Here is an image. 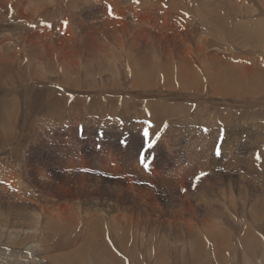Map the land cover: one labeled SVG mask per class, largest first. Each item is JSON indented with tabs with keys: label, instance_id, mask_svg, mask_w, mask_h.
I'll use <instances>...</instances> for the list:
<instances>
[{
	"label": "bare ground",
	"instance_id": "1",
	"mask_svg": "<svg viewBox=\"0 0 264 264\" xmlns=\"http://www.w3.org/2000/svg\"><path fill=\"white\" fill-rule=\"evenodd\" d=\"M23 2L0 0V81L8 80L10 83L16 81V84L10 86L11 88L3 91L0 98V167H2L0 174L2 173L3 176H0V179L19 187L23 194L10 191L20 200L17 201L14 196H5L0 192V206L4 204L14 211L7 218L0 216V264H201L202 258L209 255L216 264H229L231 257L234 260V263L231 260L233 264L245 263V259H250L253 264H259L262 259L261 252L264 250V167L260 165L264 163L261 157L249 161L246 158L250 153L252 156L256 154L254 148L258 149L257 155L264 156V143L249 147V144L244 142L241 148L246 151H239L235 146L236 131L226 124L236 123L239 119L243 121L247 118L251 120L255 118L256 122L257 117L264 118V57L263 54L258 55V51L255 52L256 55L254 52H246L245 45L242 46L245 50L241 51L242 49L236 50L232 45H214L206 39V36H201L200 39L198 37L199 40H196L194 35L198 34L199 28L194 21L199 14L202 20L196 21L213 28L214 31L222 30V34L228 31H234L236 34L241 32L243 36H249L247 50L262 52L264 51V18H262L264 0H29ZM21 3L24 6L18 18L24 17L17 18L16 23H9L8 16L12 19L15 14L11 8L19 4L21 6ZM175 3L177 5H174ZM216 6H220L221 9H216ZM116 9L119 15H124L122 20L125 25L115 24L119 21L115 18ZM170 9L175 12L168 11ZM240 16L244 18L241 19ZM83 34L93 39L103 38L113 42L108 41L109 45H101L104 49L94 44L75 49L73 45L81 46L84 43V38L81 36ZM121 34H132L135 36L133 37L135 41L129 42L130 45H114ZM70 35L73 36L66 43L67 45H63L65 41L63 39ZM238 38L240 39V36L235 40ZM218 40L222 41V39ZM243 42L240 44H244ZM109 52L111 53L108 54ZM99 55L108 56L111 63L117 56L121 58L124 56L118 60L120 62L117 69L124 71L126 66L124 63L127 65L130 63L134 66L133 71L130 66L128 68V72L132 75L128 77L119 73L120 75L111 81L109 87L99 89L98 80L86 78V76L94 79L102 77L101 75L97 77V72L93 74L90 70L91 64L96 63L98 66L101 63L98 59ZM81 62H87L90 67L81 71L79 69ZM36 65H42L44 72L59 78V83L53 82L50 78L45 86L43 83L45 80L41 82L42 78L37 79L41 72L37 75L35 72L37 70H34ZM101 66L97 67L100 71L103 68ZM118 71L116 70L115 73ZM79 77H82L85 85L78 82ZM88 83L91 84L86 85ZM102 93L107 95L103 96ZM123 93L128 94L129 99L127 97L121 100L123 95L126 96ZM84 94H89V100H83ZM24 102L30 106V110L23 105ZM255 107L260 108L256 111ZM191 108L194 110L193 114L186 117V112ZM235 110H243L241 117L236 116ZM128 111H135L140 118H152L156 124L168 127L153 148L155 150L158 145H163L159 155L156 159L152 156L148 159V163L153 168L152 174L149 176L139 174L141 171L135 167L134 161L142 163L134 156L125 157L127 152H124L123 156L129 161L130 168L121 167L122 161L117 159V151L125 148L123 146L122 149L115 148V153L110 154L108 151L106 155L90 152L91 160L90 158L85 160L83 164L85 167L82 168L90 170L92 166L101 167L100 169H104L101 170L103 174L118 177L116 178L118 181L127 179V176L121 177L124 173L136 172L140 177L152 179L156 185L164 186L171 183L168 178L178 179L182 173V161L174 156V149L180 146L179 140L183 137L200 138L199 146L203 148L205 156L199 159H205L206 163H209L208 166L219 164L225 165L224 168L234 166L233 162L238 157L242 162L244 159L248 162L246 168L250 167L252 174L248 176V172H245L250 177L249 181L236 182L238 187H242L237 197L246 189V184L248 185L249 182L250 186L257 187L255 186L250 194L247 192L244 201L237 202L238 206L236 203L235 206H231L230 209L233 210L234 220H238L237 223L236 221L230 223L233 219L219 212L229 207L227 204V207H223L224 193L216 192V195L213 192L208 193L202 190L201 185L199 199L197 198L199 210L192 204H179L175 207L169 199L164 206H160L158 200L161 195L157 196L148 187L133 185L137 178L135 176L127 185L115 182L110 183L111 186H102L105 187L104 194H100L106 196L108 201L105 207H100L96 202L95 209L89 210L87 206L86 209L79 211V199L84 197L81 191L86 188H83L81 181H68V183L65 181L62 182L64 184L53 185L54 187L45 183L48 179L47 173L54 168L52 169V160L49 161L48 157H44L36 149L38 145L44 143L45 146L52 147L53 152L57 151L60 155H65L69 147L79 151L73 142L74 136L90 139L94 132L102 129L121 133L129 131L143 133L138 129H142L144 125L130 120ZM88 115H95L97 121H105V123L101 124L102 126L98 125L100 128L97 129L94 119ZM102 115H119V117L109 118L110 120L107 121ZM120 120L121 122H118ZM184 126H199L207 129L209 135L217 139L215 142L219 144L221 154L217 156L214 153L217 148L208 147L209 138L200 136L202 129L195 135L190 127L181 129ZM158 128V125L148 127L149 139L158 140L154 134ZM241 129L244 131V128ZM251 129L254 132L257 129L264 130V122L253 123ZM66 133L72 136L73 141L68 139ZM150 152L153 154L152 149ZM163 157L166 158V162ZM110 162L115 165L114 169L110 167ZM132 163L136 169L131 167ZM1 164H4V167ZM195 166L200 169L205 167V165ZM224 172L226 174V171ZM189 173L188 176L191 174ZM109 176H105L107 177L105 180L109 181ZM209 180L208 182L205 180L206 183H209ZM227 180L228 187L233 185L230 179ZM180 181L182 184V180ZM216 181L219 180L215 178ZM202 185L205 186L203 183ZM61 186L74 188L75 194L81 190L79 195L82 198L79 196V199L74 200V205L67 204L69 202L67 200L65 203L60 201L63 191L60 192L58 188ZM53 188L57 189L60 199L48 201L45 196L49 193L47 192V195L44 193L49 190L51 192ZM34 189L41 192V197L33 196ZM54 192L55 190L52 194ZM187 193L184 196H187ZM21 196H24L22 200ZM42 196L50 206L41 208L39 198L41 199ZM54 209L60 212H54ZM0 213H2L1 209ZM137 216L143 217L142 220L147 222L146 225L143 223V227L152 228L147 234L150 238L147 236V239L142 240L145 243L143 246L134 241V235L131 233L132 219ZM156 223H159V226H155ZM74 226L77 227L73 228ZM160 226L161 235L158 232ZM197 227L203 231V237L200 236L201 234H198L199 236L196 234ZM182 231H185L186 236L181 235ZM67 233H71L68 240ZM107 238L116 240L119 252L109 245V240L107 243ZM166 238L169 240H165ZM129 239L131 246L127 247L126 242ZM50 241L53 243L42 247V244ZM136 245L138 250L135 249ZM177 252L181 253L178 257ZM210 259L203 260L204 264H213ZM262 261L264 263V259Z\"/></svg>",
	"mask_w": 264,
	"mask_h": 264
},
{
	"label": "rangeland",
	"instance_id": "2",
	"mask_svg": "<svg viewBox=\"0 0 264 264\" xmlns=\"http://www.w3.org/2000/svg\"><path fill=\"white\" fill-rule=\"evenodd\" d=\"M21 2H27V1H29V0H20ZM23 2V3H24ZM23 3H21V6H20V4L19 5H15L14 6V8L12 7H10L13 11H15L14 13V17H12V19H10V17L8 16V18H7V20H8V22L10 23V22H12V23H16V21H17V18H18V14H22V8H23V6H24V4ZM31 5V4H30ZM29 5V6H30ZM174 5H177L176 3L174 4ZM18 6V7H17ZM170 6V5H169ZM18 8V9H17ZM216 9H221V7L220 6H216ZM18 11H20V13L18 12ZM168 11H170V12H175L174 10H172V9H170V10H168ZM86 12V11H85ZM256 14V13H255ZM254 14V15H255ZM125 16H127V15H125ZM2 17V16H1ZM22 17H24V16H21V17H19L18 19H21ZM124 17V15H119L118 14V11H117V9L115 10V18H117V19H119V21H117V22H115V24H122V25H125L126 23H124L123 22V20H122V18ZM128 18H131V17H129V16H127ZM201 16L198 14L197 15V21H199V22H201V18H200ZM3 18V17H2ZM14 18V19H13ZM135 18H137V17H135ZM134 18V19H135ZM240 18L242 19V18H244V16L243 17H241L240 16ZM262 18H264V17H262ZM200 19V20H199ZM194 21V24H195V22L197 23V24H195V25H197V28H199V30H197L198 31V34H195L194 36H196V40H199L200 39V37L202 36V37H204V36H206V39L208 40V41H210L211 43H214V45H232L233 47H235L236 48V50H241L242 49V46H244L245 45V49H244V47H243V49L241 50V51H246V52H249V53H253L254 52V54L256 55V53L255 52H257L258 51V55L259 54H261V56H262V54H263V57H264V51H259V50H254V49H248L247 50V48H249V47H247V43H248V41H249V39H248V37L249 36H247V35H244V36H246V37H244L242 34H241V32H240V34H239V32H237L238 34H236V32H234V31H228V32H223V34H222V30H212L213 28H209L208 26H206L205 24H199L197 21ZM106 29H111V27L109 28V27H105ZM201 31H203L202 32V34H201ZM67 31H65V33H66ZM219 33V35H217L218 33ZM225 33V34H224ZM232 34V35H231ZM92 35V34H91ZM215 35V36H214ZM237 35V36H236ZM73 35H70L69 37H66L65 39H63V45H67L66 43H68L69 42V40L71 39V37H72ZM83 38H84V43L83 44H81V46H83V47H81L80 45V48H79V46H77V45H73L74 47H76L75 49H81V48H85V47H88V45H90V44H94V45H109L108 44V41H110V42H113V40H105V39H103V38H92V37H90V36H88V35H81ZM193 36V37H194ZM217 36V37H216ZM224 36V37H223ZM240 36V39L238 38V39H236L235 40V38L236 37H239ZM241 36H242V38H241ZM81 37V38H82ZM133 37H135L134 35H132V34H121L118 38H117V42L116 43H114V45H130L129 44V42H134L135 40L133 39ZM199 37V39H197ZM214 37V38H213ZM221 37V38H220ZM230 38V40H229V38ZM217 38V39H216ZM193 39H195V38H193ZM213 39V40H212ZM215 39H216V41H215ZM218 39H222V41L220 42ZM226 39V40H225ZM195 40V41H196ZM217 40H218V42L219 43H217ZM240 40H242V41H240ZM231 41V42H230ZM234 41V42H233ZM240 41V42H239ZM243 41H245V42H243ZM80 42H82V40H80ZM150 42H152V41H150ZM150 42H148V43H150ZM223 42V43H222ZM225 42V43H224ZM236 42V43H235ZM238 42V43H237ZM241 42H243L244 44H240ZM236 44V45H235ZM247 44V45H246ZM151 45H153V44H151ZM161 45V44H160ZM162 45H164V44H162ZM101 47H103V46H101ZM234 48V49H235ZM103 49H104V47H103ZM261 52V53H260ZM111 52H109L108 54H110ZM118 57V58H117ZM115 59H114V62L113 63H111L110 62V60L108 59V56H106V57H103V56H101V55H99L98 56V59L100 60V62L102 63H100L98 66H101V67H103L102 68V70L100 71V70H98L97 69V65H96V63H93V64H91L90 66H89V64H87V62L86 63H82L81 62V64L82 65H80L79 66V69L82 71L83 69H85L86 67H90V70H91V72L93 73V74H95L96 72V75H97V77H98V75H101L102 77L101 78H99V79H94L93 77H91V76H86V78L87 79H92V80H98V88L99 89H101V87H109L110 85H111V81L112 80H115L117 77H118V75H120V74H125L126 76H128V77H130L131 75H130V72H128V68H129V66L132 68V71H133V69H134V66H131L130 65V63H128V65H127V63H124L126 66H125V70L123 71V69L122 70H120L119 68L117 69V67H118V62H120V61H118V60H121L124 56H122V58L121 57H119V56H117ZM103 58V59H102ZM120 58V59H119ZM106 59V60H105ZM105 60V61H104ZM116 60V61H115ZM109 63V64H108ZM86 64V65H85ZM115 65V67H113L114 65ZM39 66V67H38ZM97 66V67H96ZM35 68H34V70H37V71H35L36 73H37V75H39L40 74V72H41V74H40V76L37 78V79H40L41 80V78H42V80H41V82H43L44 80H45V82H43L44 84H45V86H47V81H49L50 80V78L52 79V81L54 82L55 81V83L57 82V83H59V78H57L56 76H53V75H51L50 73H48V72H44L45 71V69L42 67V65H36V66H34ZM93 67V68H92ZM106 67V68H105ZM110 67V68H109ZM93 70H92V69ZM108 68V69H107ZM111 69V70H110ZM44 70V71H43ZM116 70H119L117 73H115L116 72ZM127 70V71H126ZM105 71V72H104ZM99 72V73H98ZM126 72V73H125ZM39 73V74H38ZM120 73V74H119ZM116 74V75H115ZM130 75V76H129ZM47 76V77H46ZM46 78V79H45ZM105 79V80H104ZM24 81H26V79H23ZM7 82V83H6ZM78 82L80 83V84H82V85H85L84 83H83V81H82V77H79V79H78ZM101 83H103V84H101ZM12 84H16V81L14 80V81H12L11 83L8 81V80H3V81H0V98H1V95L6 91V90H8V88H11L10 86H12ZM89 84H91V83H88V84H86V85H89ZM5 85V86H4ZM23 85V84H22ZM85 88H87V86H85ZM132 89H138V88H132ZM39 90H43V89H39ZM4 91V92H3ZM123 94H125L126 96H122V99L121 100H124V99H126L127 97H128V94H126V93H123ZM85 95H86V97H85ZM102 95L103 96H105V95H107V94H104V93H102ZM88 96V97H87ZM89 100V94H84V98H83V100ZM128 99H129V97H128ZM1 101V100H0ZM25 107H27V109H31L30 108V106L27 104V103H25L24 102V104H23ZM33 107H34V104H33ZM257 107H255L254 108V110H258L260 107H258L257 109H256ZM192 109V110H191ZM190 110H189V112H186V117H189V115H191V114H193V108H191ZM190 111H192V112H190ZM130 111H128L127 112V115H130L131 117H129V119L130 120H132V121H134V122H138V123H142L144 126H143V128L142 129H138L139 131H141V132H143L144 131V129H147L148 130V127L149 126H151V125H158V129H156L155 131H154V134H155V136H157V134L159 135V139L157 140V141H155V143H154V145H153V147H151V148H149L148 147V140H151V139H149V136L148 137H144V135H143V133H138V132H134V131H129V132H126V133H121V132H114V131H108V130H106V129H102V130H100L99 132H94L93 133V135H92V137L90 138V139H88V138H84V137H78V136H74V141H73V139H72V136L69 134V133H66V136L68 137V139H70V140H72L74 143H75V146L76 147H78L79 148V151H75L73 148H71V147H69L68 148V150H67V152H66V154L65 155H60L57 151H55V152H53L52 150H53V148L52 147H50L49 148V145H47V146H45V144L44 143H42V144H40V145H38L37 147H36V149L40 152V153H42V155L44 156V157H48V159H49V161H51V165H52V169L53 170H50L48 173H47V177H48V179H46L45 180V183L46 184H50L51 186H53V185H55V184H61L62 182H65V181H67V182H65V183H68V181H76V182H78V181H81L82 183H83V188H85L84 189V191H81V190H79V193H81L82 192V195H84V197L82 198L80 195H79V193H78V191L76 192V194L73 192V189L74 188H71V187H67V186H61V187H59L58 188V190L60 191V192H62L63 191V194H62V196H61V199L58 197V193L56 192V190L57 189H52V191L53 190H55V192L52 194V191L51 192H49V191H46L44 194L45 195H47L48 193V196H45L46 198H47V200L48 201H50V200H56L57 198H59L60 199V201L62 200V201H64V203H65V201L67 200V201H69V202H67V204H69V205H74V200H77V199H79V196H80V198H82V199H79L78 201H79V206H78V208H79V211H81V210H83V209H86L85 207H87L88 206V208L87 209H89V210H93V209H95V206H96V202L98 203V205L100 206V207H105L106 206V204L108 203V201H107V199H106V196H102L103 194H104V189H105V187L106 186H111V185H109L110 183H115V182H120V183H122V184H124V185H127L128 184V182H131L132 181V179L136 176L137 178H136V181H134V183H133V185H136V186H144V187H148L149 189H151V190H153L154 191V193L157 195V196H160L161 195V198L158 200V203H159V205L160 206H164L165 205V203H167L166 202V200L168 201V199H169V201H170V203L171 204H174V206L175 207H177L179 204H192V206L194 207V208H196V209H200V207H199V205H198V197H199V194H200V185H201V188H202V190H204V191H207L208 193L209 192H213L215 195L217 194V193H220L221 194V192H223L224 194L222 195V197H224V200H225V204H224V206H223V204L221 205L220 204V206H223V207H227V205L229 206V207H227L228 209H230V208H232L231 206H235V203H236V205L238 206L239 205V203H241V202H243L244 200H243V198H244V195L248 192V194H250V192L251 191H253L254 189V187L256 186L254 183H256V182H254L253 184L255 185L254 187H252V186H250L249 185V183H248V185L246 184V189H244L242 192H241V196L239 195L238 197H237V193H238V191H239V189H241L242 187H238L237 185H236V182H243V181H247L250 177H248L249 176V174L251 175L252 173H251V170H250V167H247L246 168V165L248 166V162L247 161H249L250 159H257V153H258V149L257 148H254L255 149V153H253V155L254 156H252V154L250 153V155L249 156H247L248 158H246L247 159V161H246V159H244L243 160V162H242V159L240 158V157H238L234 162H233V164H235L234 166H227V168H224L225 167V165H223V164H219V165H215V166H208V162L206 163V160L204 159H199L200 157H202V156H205L204 154V150H203V148L201 147V146H199L200 144V138H196V137H183L181 140H179V142L178 143H180V146H178V147H176L175 149H174V156L175 157H178L179 158V160H180V162H181V166L183 167V169H182V173L179 175V177H178V179H179V181H178V179H176V178H174V177H170V178H168L169 180H171V183H167L169 186H167V184H163L164 186H161L160 184H158V185H156V183L155 182H153L152 181V179H145V178H142V177H140L136 172H134V174L133 173H124V175H121V177L122 178H125L126 176H127V179L126 180H123V181H118V179H116V178H118V177H116V178H114V176L113 175H107V174H103L102 172H101V170H104V169H100L101 167H95V166H92V168H90V170H89V168H82V166H83V164H84V162H85V160H88L89 158V160H91V155L89 154L90 152H96L97 153V155H98V153H99V155H106V153L109 151L110 152V154L111 153H115L116 152V150H115V148H121L122 149V146L123 147H125V148H123L122 150H120V151H117V155H118V157H117V159H119V160H121L122 161V165H121V167H124V168H130V166H129V161H127L125 158H124V156H123V154H124V152H127L126 154H125V157H128V156H134L139 162H140V155L141 154H143L146 158H147V163H148V159L152 156V157H154L155 159H156V156L157 155H159V152H160V150L162 149V147H163V145L162 144H160V145H158L159 147H156V149L154 150L153 148L155 147V145H156V143L158 144V142H159V140H160V136L164 133V131H165V129L166 128H168V127H165V126H161V125H159V124H156V122L152 119V118H140V117H138V115H137V113L135 112V111H132V112H130ZM135 112V113H134ZM234 112H236L237 114H236V116L237 117H241V115L240 114H243V110H235ZM188 113V114H187ZM134 114V115H133ZM83 116H85V115H82V117ZM88 116H90L91 118H93L94 119V121H95V124H96V126H97V129H99L100 127L99 126H102L101 124H104L105 123V121L104 122H100V121H97L98 119L96 118V116L95 115H88ZM105 119H107V121H109L111 118H118L119 117V115H108V116H104V115H102ZM110 118V119H109ZM247 118V117H246ZM258 118V119H257ZM256 119V122L254 121L255 120V118L253 119V120H251V119H245L246 120V122H245V120H243L242 121V119H239V121L238 122H240V123H238V122H236V123H229V124H226V126L228 127H230L231 129H235V131H236V138H235V146H237L238 148H239V151L241 150V151H246L244 148H241V145L244 143V142H247L249 145V147L250 146H252L253 145V147H254V145H256V144H258V145H260L261 143L263 144L264 143V130L263 129H257V130H255V132L253 131V129H251V125L253 124V123H255V124H259V123H263L264 122V118L263 117H257ZM97 119V120H96ZM247 120H250V121H247ZM106 121V122H107ZM242 121V122H241ZM259 121H261V122H259ZM118 122H121V120L120 121H118ZM179 123H181V122H179ZM252 123V124H251ZM249 124H251L250 125V128H249ZM99 125V126H98ZM234 125H236V126H234ZM240 125V126H239ZM241 126H243V127H241ZM246 126H248V127H246ZM146 127V128H145ZM181 127V126H180ZM185 127H190V129H192L193 131H194V134L195 135H197V133L200 131V129H202L201 130V133H200V136L202 137H208L209 139H208V142H207V144H208V147L210 148L211 146H213V147H215V148H217V147H219L218 145L219 144H217L215 141L217 140L216 138H215V136H210L209 135V133H208V131H205V128L203 129V128H200L199 126H184V127H182L181 129H184ZM233 127H235V128H233ZM238 127V128H237ZM240 128V129H239ZM241 128H244V131H243V129H241ZM246 129V130H245ZM247 129H249V130H247ZM205 132V133H204ZM243 132V133H242ZM262 132V133H261ZM248 133H249V135H248ZM251 133V134H250ZM255 133V134H254ZM119 134V135H118ZM257 135V136H256ZM250 136V137H249ZM251 136H252V138H251ZM107 137V138H106ZM130 138V139H129ZM254 138V139H253ZM256 138V139H255ZM262 140H260V139ZM252 139V140H251ZM87 140H89V142H87ZM247 140V141H246ZM254 140V141H253ZM153 141V140H152ZM124 142H126V143H124ZM194 142H195V144H194ZM257 142V143H256ZM54 143V142H53ZM129 143V144H128ZM197 143V144H196ZM144 145V146H143ZM195 145V146H194ZM198 145V146H197ZM81 147V148H80ZM195 147V148H194ZM198 147H201V148H198ZM108 150H107V149ZM152 149V151H153V154H151V152H150V150ZM193 149H195V151L193 150ZM198 149V150H197ZM133 152H132V151ZM178 150V151H177ZM185 150H187V152L185 151ZM191 150V151H190ZM215 150V149H214ZM48 151V152H47ZM177 151V152H176ZM216 151V150H215ZM214 151V153L216 154V152ZM53 152V153H52ZM100 152H101V154H100ZM183 152V153H182ZM197 152V153H196ZM87 153V154H86ZM132 153V154H131ZM190 153V154H189ZM192 153V154H191ZM181 154H182V156H181ZM185 154V155H184ZM177 155V156H176ZM187 155V156H186ZM198 155V156H197ZM239 155H240V153H239ZM242 155H244V154H242ZM184 156L186 157V158H184ZM197 156V157H196ZM250 156H251V158H250ZM256 156V157H255ZM73 157V158H72ZM165 157L168 159V156H167V154H165ZM165 157H163V160L166 162V158ZM188 157V158H187ZM190 157V158H189ZM261 158H262V161H263V163H264V156H260ZM195 158V159H194ZM239 159H241V161L239 160ZM68 160H70V161H68ZM199 160V161H198ZM204 162H202V161ZM222 160H224L223 158H222ZM194 161V162H193ZM196 161V162H195ZM201 161V162H200ZM225 161V160H224ZM237 161V162H236ZM261 161V160H260ZM102 162V161H101ZM192 164H191V163ZM200 162V163H199ZM239 162H241V163H239ZM82 163V164H81ZM186 163H189V164H186ZM194 163H195V165H199L200 167L202 166V165H205V167H203V169H202V167H201V169L200 168H196V166L194 165ZM198 163V164H197ZM202 163V164H201ZM239 163V164H238ZM242 163L244 164V165H242ZM81 164V165H80ZM134 164H135V167L136 168H138L141 172L139 173V174H146V176H149V175H151L152 174V171H153V168L150 166V164L148 163V165H149V167L146 169L145 167H144V165L143 164H140V163H138V162H135L134 161ZM184 164V165H183ZM190 164H191V166H190ZM201 164V165H200ZM207 164V165H206ZM110 165H112V163L110 164ZM152 165H154L155 166V164H152ZM230 165V164H229ZM240 165H241V167H240ZM260 165L262 166V167H264V164H262V163H260ZM1 166H3L4 167V164H1ZM73 168H72V167ZM75 166V167H74ZM79 166V167H78ZM189 166V167H188ZM192 166H193V168H192ZM194 166H195V168H194ZM217 166V167H216ZM238 166V167H237ZM245 167V170H244V167ZM83 167H85V166H83ZM95 167V168H94ZM185 167H187V168H185ZM230 167V168H229ZM0 168H2V167H0ZM207 168V169H206ZM212 168L214 169V170H212ZM233 168V169H232ZM237 168V169H236ZM239 168H243L242 170L241 169H239ZM249 168V169H248ZM74 169V170H73ZM190 169V170H189ZM193 171H192V170ZM195 169V170H194ZM202 171V172H205V173H207V175L206 176H204V178H205V180L208 182V180H209V183H213V184H209V183H206V181L204 180V178L203 177H201L199 180H197V177L198 176H200V174L199 173H201L200 172V170ZM206 169V170H205ZM225 169V170H224ZM228 169V170H227ZM2 169H0V171H1ZM55 170V171H54ZM61 170V171H60ZM74 171V172H72V171ZM184 170V171H183ZM185 170H186V172H185ZM189 170V172L191 173V174H193V175H191L189 172H187ZM231 170V171H230ZM67 171V172H66ZM90 171V172H89ZM193 173H192V172ZM199 171V172H198ZM224 171H226V174H225V172ZM239 171H241V172H239ZM250 171V172H249ZM64 172V173H63ZM71 172V173H70ZM183 172H185V173H183ZM198 172V173H197ZM245 172H248L247 173V175H246V173ZM68 173V174H67ZM187 173V174H186ZM188 173L190 174L189 176H188ZM216 173H217V175L220 177H218L217 175H216ZM223 173V174H222ZM243 173H244V175H243ZM126 174V175H125ZM195 174V175H194ZM216 176H215V175ZM225 174V175H224ZM228 174H229V176H228ZM232 174V175H231ZM234 174V175H233ZM236 174V175H235ZM240 175V177L238 176V175ZM2 175V173L0 174V176ZM70 175V176H69ZM74 175V176H73ZM224 175V176H223ZM105 176H109V181L108 180H105L107 177H105ZM207 176H212V177H214V178H210V177H208L207 178ZM231 176V177H230ZM241 176H242V178H241ZM1 177H3V176H1ZM113 177V178H112ZM188 177V178H187ZM192 177V178H191ZM225 179H224V178ZM235 177V178H234ZM244 177H245V179H244ZM66 178V179H65ZM70 178V179H69ZM75 178V179H74ZM215 178L217 179V180H219V181H216L215 182ZM227 178L228 179H230V182H233V185H230L229 187H228V180H227ZM241 178V180H239ZM85 179H88V180H85ZM167 179V180H168ZM189 179L190 180H192V181H189ZM208 179V180H207ZM214 181H213V180ZM222 179V180H221ZM235 181H234V180ZM50 182H49V181ZM180 180H182V184H181V181ZM188 182V183H186V181ZM225 182H224V181ZM97 181V182H96ZM112 181V182H111ZM173 181V182H172ZM175 181V182H174ZM221 181V183H217V182H220ZM223 181V182H222ZM249 181V180H248ZM250 181H251V179H250ZM109 182V183H108ZM177 182H179V183H177ZM183 182H185V183H183ZM87 183V184H86ZM154 185H153V184ZM174 183V184H173ZM202 183L203 184H205V186H207L206 188H205V186L204 185H202ZM222 183H224V184H222ZM62 184H64V183H62ZM172 185V187H170L171 185ZM178 184V185H177ZM181 186H180V185ZM185 186H184V185ZM187 184H189V185H187ZM207 184V185H206ZM222 184V185H221ZM227 184V185H226ZM9 185V186H8ZM86 185V186H85ZM88 185V186H87ZM91 185V186H90ZM175 185V186H174ZM183 185V186H182ZM186 185H187V187H186ZM191 185V186H190ZM213 185V186H212ZM102 186H105V187H102ZM189 186V187H188ZM211 186V187H210ZM54 187V186H53ZM157 187V188H156ZM170 187V188H169ZM223 189V191L220 189ZM228 187V189H225V188H227ZM230 187H232L231 189H230ZM249 187V188H248ZM251 187V188H250ZM257 187V186H256ZM18 188V189H17ZM93 188V189H92ZM212 189V191H211V189ZM91 189H92V191H91ZM199 189V191H197ZM220 189V190H219ZM230 189V190H229ZM250 189H252V190H250ZM21 189L19 188V187H16L14 184H12L11 182H9V181H6V180H4V179H0V192H2V194L3 195H5V196H14L12 193L13 192H17V193H19V195H23L21 192H22V190L20 191ZM103 190V191H102ZM231 190H232V193H233V195H232V193H231ZM234 190V191H233ZM12 193H11V192ZM81 191V192H80ZM170 191V192H169ZM191 191V192H190ZM218 191H220V192H218ZM225 191V192H224ZM228 191V192H227ZM237 191V192H236ZM48 192V193H47ZM103 192V193H102ZM174 192V193H173ZM188 192V193H187ZM197 192V193H196ZM217 192V193H216ZM39 193V194H38ZM102 195H101V194ZM186 193H187V196H184V194L186 195ZM191 193V194H190ZM33 196H35V197H41L40 196V194H41V192H38V190L36 191V189H34L33 190ZM38 194V195H37ZM56 194V195H55ZM73 194H75V195H73ZM163 194V195H162ZM189 194H190V196H189ZM195 194H196V196H197V194H198V196L196 197L195 196ZM229 195H230V197H229ZM232 195V196H231ZM235 195V196H234ZM77 196V197H76ZM89 196V197H88ZM176 196V197H175ZM15 197V200H17V201H20L18 198L16 199V196H14ZM13 197V198H14ZM20 197V196H19ZM45 197H43L42 196V200L39 198V202H40V204H41V208L42 207H45V206H50V203L49 202H46L45 201ZM56 197V198H55ZM76 197V198H75ZM86 197V198H85ZM87 197H88V199H87ZM94 197V198H93ZM189 197V198H188ZM235 197V198H234ZM24 198V196L22 197L21 196V200ZM162 198H164V199H162ZM198 198V199H197ZM231 198H233V199H231ZM94 199V200H93ZM239 201H238V200ZM241 199V200H240ZM83 200H84V202H83ZM86 200V201H85ZM101 200H104V201H101ZM237 200V201H236ZM243 200V201H242ZM89 201V202H88ZM179 201V202H178ZM235 201V202H234ZM241 201V202H240ZM228 202H229V204H228ZM234 202V203H233ZM237 202H239L238 204H237ZM72 203V204H71ZM84 203H86L85 205H84ZM100 203V204H99ZM103 205H102V204ZM106 203V204H105ZM111 203L112 202H110L109 204L111 205ZM233 203V204H232ZM54 204H56V202L54 203ZM89 204V205H88ZM196 204V205H195ZM227 204V205H226ZM231 204V205H230ZM4 204H2L1 206H0V209L2 210V213H0V216H2L3 218H7L8 217V215L9 214H13L14 213V211H12L8 206H6V205H4ZM92 206V207H89V206ZM95 205V206H94ZM97 205V206H98ZM196 206V207H195ZM219 206V208H221V209H223V207H220ZM215 207H217L218 208V206H215ZM91 208V209H90ZM93 208V209H92ZM172 208V207H171ZM227 208H224L223 210H221V209H219V210H221V211H223V212H221V211H219L221 214H224L227 218H232L233 219V222H230V223H234L235 221V223H237L238 222V220H234V215H233V210L232 209H230V210H228ZM198 209V210H199ZM55 210V211H54ZM53 211L54 212H56V211H58V212H60V210H56V209H54ZM228 210V211H227ZM232 210V211H231ZM229 211H231V212H229ZM36 212H38V210L36 211ZM228 212V213H227ZM200 217V215L198 216V218ZM142 218L143 217H141V216H137V217H133V219H132V223H133V225H131V227H132V229H131V233L134 235V241L136 242V243H141L142 244V246H143V244H145V243H143V241L142 240H144V239H147V236H148V238H150V236L149 235H147L148 234V231H152V228H150L149 226H145V227H143V223L146 225V221L145 220H142ZM162 219L160 218V221H161ZM181 221V220H180ZM179 221L177 220V223H178ZM4 225L6 224V223H3ZM155 226H159V223H156V225ZM77 226H74L73 228H76ZM197 230H199L198 232H197ZM197 230H196V234L198 235V234H201L200 236L201 237H203V231L201 230V229H199V227H197ZM201 230V231H200ZM52 232V231H51ZM158 232L160 233V235H161V226L160 227H158ZM201 232V233H200ZM46 233L47 234H50L49 233V231H46ZM54 234V233H53ZM258 234V233H257ZM181 235L182 236H186V234H185V231H182V233H181ZM3 236H4V234L3 235H1V237L3 238ZM66 236H68V237H66V239L68 240V238L69 237H71V233H67V235ZM199 236V235H198ZM118 237V236H117ZM119 238V237H118ZM71 239V238H70ZM107 240V243H108V240H109V245L110 246H113V248H114V250H116L117 252H119L120 250H119V247H117V245H116V240H114V239H109V238H107L106 239ZM130 240V241H129ZM129 240H127V242H126V246L127 247H129V246H131V239H129ZM165 240H169V238H166ZM51 243H53V241H50L49 243H47V244H42V247H45V246H47V245H49V244H51ZM112 243V244H111ZM45 245V246H44ZM137 248V249H136ZM135 249L136 250H138V245H136L135 246ZM119 250V251H118ZM128 250V249H127ZM52 252V251H51ZM180 252H177V254H176V256L178 257V256H180L181 255V253L179 254ZM262 254H261V260L260 261H262L263 259H264V250L261 252ZM234 256V255H233ZM210 257H211V255H209V257H205V258H202V261L201 262H203V263H201V264H204V261L203 260H206V258H209L210 259ZM213 258L211 257V261H212V263L213 264H216L213 260H212ZM231 260H232V262L234 261L233 260V257H231V258H229V264H233L232 262H231ZM260 261H259V264H261V263H263V261L260 263ZM200 262V261H199ZM242 263V262H241ZM240 262L238 263V264H241ZM242 264H253V262H251V260L249 259V260H246L245 259V263H242ZM264 264V263H263Z\"/></svg>",
	"mask_w": 264,
	"mask_h": 264
},
{
	"label": "snow or ice",
	"instance_id": "3",
	"mask_svg": "<svg viewBox=\"0 0 264 264\" xmlns=\"http://www.w3.org/2000/svg\"><path fill=\"white\" fill-rule=\"evenodd\" d=\"M165 126H166V125H165ZM205 131H207V129H205ZM143 135H144V137H148V136H149V132H148L147 129H144V131H143ZM157 139H159V135H158V134H157ZM124 143H126V142H124ZM147 143H148V147L151 148V147H153L155 141L148 140ZM220 154H221V153H220V149H219V147H217L216 155L219 156ZM257 159H260V155H259V154L257 155ZM140 162L144 165V167H145L146 169L149 167V165H148V163H147V158H146L143 154L140 155ZM206 175H207V173H205V172H201V173H200V176L197 177V180H199L201 177L206 176Z\"/></svg>",
	"mask_w": 264,
	"mask_h": 264
},
{
	"label": "flooded vegetation",
	"instance_id": "4",
	"mask_svg": "<svg viewBox=\"0 0 264 264\" xmlns=\"http://www.w3.org/2000/svg\"><path fill=\"white\" fill-rule=\"evenodd\" d=\"M111 163H112V162H110V164H111ZM110 167L114 169V168H115V165L112 163V165H110ZM131 167L135 168V167L133 166V163L131 164ZM135 169H136V168H135Z\"/></svg>",
	"mask_w": 264,
	"mask_h": 264
}]
</instances>
